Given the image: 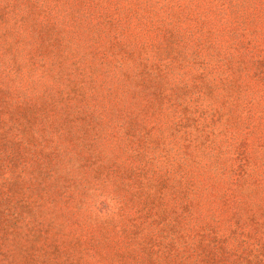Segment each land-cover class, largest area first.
I'll return each instance as SVG.
<instances>
[{
    "label": "rangeland",
    "instance_id": "1",
    "mask_svg": "<svg viewBox=\"0 0 264 264\" xmlns=\"http://www.w3.org/2000/svg\"><path fill=\"white\" fill-rule=\"evenodd\" d=\"M0 264H264V0H0Z\"/></svg>",
    "mask_w": 264,
    "mask_h": 264
}]
</instances>
